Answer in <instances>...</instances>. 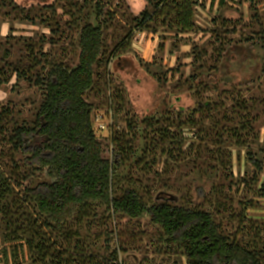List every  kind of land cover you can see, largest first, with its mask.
<instances>
[{
  "label": "trees",
  "instance_id": "16d2710c",
  "mask_svg": "<svg viewBox=\"0 0 264 264\" xmlns=\"http://www.w3.org/2000/svg\"><path fill=\"white\" fill-rule=\"evenodd\" d=\"M203 1L145 0L146 8L132 17V22L135 30L160 35L162 40H180L192 34L198 36L200 28L195 18L197 10L204 8ZM216 2L217 14L226 0H211L210 6ZM121 3L123 7L124 0L84 1L78 9L84 16L75 46L77 57L54 63L42 77H36L35 84L43 91L44 102L32 125L13 123L12 138L8 142L11 141L13 148L26 156L28 166L46 169L52 180L24 191L22 204L25 209L16 200L12 203L13 214L9 207H3L4 215L11 213L14 218V222L10 221V230L19 235L14 241H22L23 247L29 251L31 264H129L126 257L130 254L124 252L126 248L130 249V244L122 248L124 254L119 249L108 257L86 253L79 242L72 245L75 235L68 227L70 222L80 225L92 217L95 204H101L113 217L128 219L137 225L147 218L159 235L152 238L153 254L178 255L173 264L182 263V260L185 264H264V236L253 224L247 226L249 234L246 238L240 239L225 232L215 213L176 201L174 197H167V192L156 201L146 199L132 189L121 195L117 193L119 178L116 171L126 162L120 151L111 159L104 156V147L95 135V105L90 100L92 96L97 98L100 93H105L112 119H116L117 124L127 122L130 129L134 128L136 120L126 88L110 72L111 64L129 50L133 32L129 30L123 37L118 36L114 50L109 51L106 42L110 23L116 16H127L120 8ZM0 6L19 8L14 0H0ZM112 6L117 7V13L110 9ZM44 11H50L54 18L59 12L54 6H45ZM231 21L220 13L215 15L211 21L212 29L202 30L200 44L190 49L194 69L183 86L187 87L185 92H189L195 106L168 110L165 117L150 119L147 126H156L159 140L165 141L170 138L171 129H206L208 125L209 130L223 136L226 143L236 149L238 157L244 155L245 167L252 168L253 181H258V172L264 168V89L259 86L261 83L255 85L254 81L249 83L244 78L237 85L228 87L226 82L218 81L217 74L223 72V62L218 65L219 60L234 43H246L263 50L264 64V28L252 36L242 37V42L234 41L228 39L229 32L234 31H229ZM173 46L176 48L175 43ZM159 47L164 49L163 45ZM0 57V86L8 83L10 69L15 70L17 78L30 80L26 64L21 60L17 63L10 61L9 47L0 46ZM232 62L242 71L248 69L243 56L232 57ZM140 64L151 72V64L142 60ZM210 72H214L215 80L210 79ZM8 119L10 111L0 109V134ZM146 119L142 124L145 125ZM1 138L0 135V145ZM118 141H121L119 137L112 139L111 144L118 145ZM200 153L207 167L210 162L222 166L226 163L213 148L205 146ZM2 168L0 159V172ZM245 173L243 181L247 186L252 177H249L248 170ZM10 194L9 184L4 176H0V202L8 200ZM261 196H264L263 192ZM49 233L55 235L54 241ZM132 260L137 263L138 259Z\"/></svg>",
  "mask_w": 264,
  "mask_h": 264
},
{
  "label": "rangeland",
  "instance_id": "374dc122",
  "mask_svg": "<svg viewBox=\"0 0 264 264\" xmlns=\"http://www.w3.org/2000/svg\"><path fill=\"white\" fill-rule=\"evenodd\" d=\"M43 1L46 0H14L18 9L0 6V46L10 48V61L17 63L21 60L26 64L25 69L30 71V80H21L17 78L15 70L10 69L8 83L0 86V109L10 111V119L3 124L0 134V159L3 165L0 176H4L11 193L8 200L0 202V264H31L29 251L23 247L21 240L14 241L19 235L10 230V221L14 222L12 214L15 211L12 203L16 200L25 209V204H22L24 191L41 183L52 182L46 169L28 166L26 156L16 151L11 141L8 142L12 138L13 123L33 124L44 102L43 91L35 84L36 77H42L54 63L77 57L75 46L84 16L78 9L85 0H47L42 3ZM124 2L123 7L120 4V8L127 16H116L110 23L106 42L108 50H114L113 47L119 41L118 36L123 37L129 30L133 32L129 50L111 64L110 72L126 88L136 120L134 128L130 129L127 122L120 121L117 124L116 119H112L105 93H100L97 98L92 96L90 100L95 105L94 131L104 147V156L111 159L114 153L120 151L126 162L124 167H119L116 171L119 178L117 193L121 195L132 189L146 199L156 201L167 192V197H174L176 201L215 213L225 232L232 237L246 238L249 234L247 226L252 224L264 236V196H261L264 193V168L262 172H258V181H253V170L249 166L245 167L244 155L238 157L236 149L226 143L223 136H217L214 131L209 130L208 125L205 126L206 129H171V136L165 141L159 140L156 126H147L150 119L165 117L168 110L174 111L180 106L192 109L195 106L189 92H185L187 87L185 89L183 86L194 69L190 49L193 45L200 44L202 30L212 29L211 21L215 15L220 13L232 20L229 31H234L229 32L228 39L242 42V37L252 36V33L264 28V0H226L223 9L217 14V2L211 7V0H204V8H199L196 12L195 20L200 28L198 36L185 35L180 40H162L160 35L135 30L132 17L138 16L146 8V2ZM45 6H54L59 11L57 17L54 18L50 11L46 13ZM110 9L118 12L116 6ZM54 29L56 32H53ZM185 41L188 42L185 44ZM159 45H163L164 49ZM262 51L246 43L230 45L224 58L218 62V65L223 62V72L217 74L218 81L226 82L229 87L237 85L244 78L249 83L254 81L255 85L261 83L259 86L264 89ZM241 56L243 62L249 65L244 71L231 63L232 57ZM255 56L258 57L256 60ZM140 60L151 64V72L141 66ZM212 65L215 64L212 62ZM154 74L157 75L154 77ZM215 78L212 75L210 79ZM144 119L147 121L145 125L142 124ZM118 137L121 141L117 142L118 145H112L111 140H117ZM205 146L218 150L217 154L226 163L222 166L221 163L217 165V162H210L207 167L202 162L200 153ZM246 169L249 177H252L247 186L243 181ZM3 207H9L12 214L4 215ZM91 214L92 217L80 225L72 222L68 225L75 235L72 245L79 242L80 248L86 253L108 257L119 249L123 253L122 248L130 244V249L126 248L124 252L130 254V257H126L129 264H173L178 256L153 254L152 238L159 235L147 218H143L137 225L128 219L113 217L101 204H95ZM49 236L55 240L54 234L49 233ZM131 257H136L137 263ZM178 264L185 262L182 260Z\"/></svg>",
  "mask_w": 264,
  "mask_h": 264
}]
</instances>
